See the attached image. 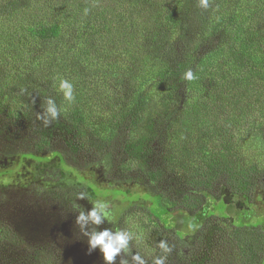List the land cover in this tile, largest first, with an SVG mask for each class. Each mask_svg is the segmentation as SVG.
<instances>
[{"label": "trees", "instance_id": "obj_1", "mask_svg": "<svg viewBox=\"0 0 264 264\" xmlns=\"http://www.w3.org/2000/svg\"><path fill=\"white\" fill-rule=\"evenodd\" d=\"M75 2L0 0V45L4 48L0 57V159L35 158L38 154L50 153L59 158L64 168L72 167L53 140L41 134L27 133L21 118L26 105L17 93L23 76L14 63L8 68V57H13V62L19 60L23 63L27 58L34 63L37 52L45 48L43 57L49 65L55 61L63 62V69L58 71V80L65 76L62 71L68 72V75L81 72L73 67L83 63L90 70L87 75L90 83L115 75L119 79L122 76L134 81L132 93L123 104L111 110L103 106L111 124L95 129L85 126L86 120L82 115L85 108L75 102L64 104L58 85L52 86L49 97L55 100L59 108L66 109L59 116L61 121L69 128L93 131L91 135L105 144L88 166L103 165L108 173L118 172V169L121 173L137 169V174L144 176V179L152 183L160 182L164 174L158 169L147 170L139 163L134 164V159L131 165L120 163L114 144L121 142L123 134H131L145 124L148 112L158 100L156 94L159 91L187 92L191 97L199 98L197 103L193 102L197 107L194 105L188 116L197 115L198 107L211 110V113L215 107L228 113L234 122L229 127L224 120L220 127H216L217 131H224L221 139L227 142L223 147L207 138L213 135L214 130L199 128L209 132L199 133L196 137L195 152L192 153L197 155V162L193 172L185 178L184 186L176 189L175 197L178 200L158 194L164 213L181 210L190 214L200 213L204 210L203 194L213 192L218 185H223L236 199H243L246 204L258 189L262 191L264 200V0H211L206 10L199 7L197 0L196 6L203 11V18L194 25L187 23L180 15L184 1L170 0L164 9L144 19L145 28L135 27L136 18L132 14L121 16V30L117 27L119 22L116 15L109 17L106 12L109 13L110 9L108 11L101 7L99 2L86 0L87 5L82 13ZM130 3L148 13L145 4L150 3L149 0H130ZM43 5L44 12L41 11ZM26 10L28 13H23ZM19 14H25V17L18 20ZM82 14L85 17H81ZM5 20L8 22L3 23ZM19 30L25 31L22 37L26 39L25 42L16 35ZM117 32L127 39L123 54L116 53L115 45L110 41L117 36ZM189 69L196 77L194 80L183 79ZM67 76L65 78L74 86L79 85L77 77ZM93 88L97 89L94 84ZM95 94L93 102L79 100L85 106L98 105L94 110L96 112L92 113L103 121L100 105L103 103L95 98ZM244 117L246 121L242 122ZM238 124L240 129L236 132ZM182 132L188 135L184 128ZM160 136L166 137L163 133ZM230 137L234 138L231 142ZM137 149L139 146L134 147V154ZM50 175L57 179L60 170ZM73 188L79 189L75 196L88 193L81 185ZM89 189V193H101L93 187ZM132 208L147 211L148 218L158 228L174 231L175 238L185 236L176 233L178 226L184 222L180 217L176 216V228L164 225L149 207L135 204L121 215L119 220H125L119 226L127 223ZM249 213L248 210L247 216L250 218ZM202 215H198L197 221H192L191 228L201 221ZM229 223L227 237L235 247L237 264H264L263 221L259 220L256 225ZM10 234L8 228L0 227V242L9 241ZM33 261L32 264H57L52 253L42 251L35 254Z\"/></svg>", "mask_w": 264, "mask_h": 264}, {"label": "rangeland", "instance_id": "obj_2", "mask_svg": "<svg viewBox=\"0 0 264 264\" xmlns=\"http://www.w3.org/2000/svg\"><path fill=\"white\" fill-rule=\"evenodd\" d=\"M90 1L99 2L101 7L108 11L110 9L109 13H106L109 17L116 15L119 30L123 28L121 16L126 17L127 13H130L136 18L135 27L145 28L144 19L164 9L163 7L170 3V0H149L150 3L145 4L148 12L145 14L138 5L130 3V0ZM182 1H184L180 11L182 19L187 23L191 22L192 25L202 21L203 11L196 6L197 0ZM75 3L82 13L87 5L86 0H76ZM33 9H35L34 5ZM43 9L44 5L42 12ZM41 11L36 10L39 15H43ZM23 13L27 14L28 11ZM24 15L19 14L17 19L21 20ZM81 17H85V14ZM6 22L8 20L3 21ZM24 34L23 30L16 33L23 42L26 41L22 38ZM110 41L115 45L116 53L125 52L124 44L127 43V39L120 36V33L117 32V36ZM3 51L4 48L0 45V57L3 56ZM45 51L46 49L43 48L37 52L34 63L27 58L23 63L19 60L13 62V57H8L10 61L8 68L14 63L13 65L23 76V82L17 93L26 105L21 118L27 133L41 134L53 140L56 147L65 153L72 167L64 168L59 158L51 156L50 153L38 154L35 158L0 159V227L11 231L9 241L0 242V264H32L33 257L38 251L52 253L57 264H104L102 253L98 248L89 254L88 238L81 233L75 223L78 210H88L92 207L86 198L80 199L79 196H75L79 189L73 187L78 185L87 189L88 193L85 196L90 200L109 201L112 210V223L105 221L99 226L89 224V231L94 227L99 229L112 227L114 230L127 229L134 234L129 246L131 251L127 254L129 264H131V253L136 251L145 256L149 264H153V259L159 256H165V264H237L235 247L227 237L229 222L235 225H256L261 220L264 223V200L260 189L246 204L243 199H236V196L223 188V185H218L213 192L203 194L204 210L196 214L183 210L164 213V206L158 195L162 194L168 199H173L176 189L184 186L185 178L193 172L197 162L195 160L197 155H193L192 151L199 133L214 130L213 135L207 138L215 145L224 146L227 142L221 139L224 131H217L216 127H220L224 120L229 127L233 125L234 121L228 117V113H223L215 107L212 113L211 110L206 111L198 107V114L191 117L188 116L189 110L196 106L193 102L197 103L199 98L191 97L187 92L159 91L158 95L156 94L158 100L148 112L145 124L131 134H123L120 138L121 142L114 144V147L118 151L120 163L131 165L134 159V164L139 163L147 170H160L164 174L163 178L158 183H152L137 174V169L122 173L118 169V172L108 173L103 165L88 166L96 153L105 146L102 141L96 140L91 135L93 131L69 128L59 117L47 126L42 120L37 119V114L43 113L46 99L53 91L52 86L58 85V71L63 69V62L55 61L53 65H49L47 59L43 57ZM66 65L70 67L69 64ZM73 68H78L81 72L77 71L69 75L65 71L62 73L68 75V78L69 76L78 78L79 85L74 86L77 102L75 100L73 102L85 108L82 110L86 120L85 126L94 129L107 127L111 124V120L106 116L105 109H116L118 104H123L132 93L134 81L122 76L119 79V76L115 75L90 83L87 78L90 70L87 66L79 63ZM1 77H5V74ZM93 84L97 89L93 88ZM94 94L95 98H99L103 103L100 104L103 121L92 113L96 112L94 110L98 105L85 106L80 103L79 99L93 102ZM203 98L206 99V96ZM62 101L68 104L63 98ZM246 117L242 122L246 121ZM200 127L208 130L199 129ZM183 128L188 133L187 136L182 132ZM238 129H240L239 124L235 131L237 132ZM160 133L165 134L166 137H158ZM233 140L234 138L230 137L229 142ZM122 146H124L123 150ZM135 146H139V149L134 154ZM58 170H60L59 178L54 179L50 174ZM90 187L101 193H89ZM175 199L178 200V197ZM133 204L149 207L164 225L175 227L176 218L180 217L184 222L178 226L176 233L185 236L177 239L174 231L161 230L148 218V212H144L143 209L136 211L132 208L127 223L119 226V223L125 220L120 221L119 218ZM248 210L250 218L247 216ZM201 214H203L201 221L191 228L192 221H197L198 215ZM160 241H165L171 251L164 253L159 248ZM121 255L125 254L122 252ZM120 259L121 257L118 256L117 264Z\"/></svg>", "mask_w": 264, "mask_h": 264}, {"label": "clouds", "instance_id": "obj_3", "mask_svg": "<svg viewBox=\"0 0 264 264\" xmlns=\"http://www.w3.org/2000/svg\"><path fill=\"white\" fill-rule=\"evenodd\" d=\"M211 0H199V7L202 9H208L210 7ZM87 11V10H85ZM196 77L191 69L187 70L183 79L194 80ZM58 91L62 93L63 99L69 104L75 100L74 85L71 81L65 78H61L58 84ZM65 108H59L55 100L48 97L45 102L43 113L37 114V119L43 121L44 125L47 126L52 121L58 119ZM78 198L87 199L91 203L92 207L88 210H78L75 223L79 226L81 233L86 236L88 243L89 254L99 249L102 253L104 264H117V257L121 259L119 264H129L127 254L130 250V241H132L134 234L127 229H113L107 227L99 229L94 227L91 231L88 229V225L99 226L105 221L112 223V210L110 202L102 199L90 200L84 195H80ZM159 248L164 252H170L171 249L165 241L159 242ZM125 255H121V253ZM131 264H149L145 256L141 255L139 251L131 253ZM153 264H165V256L155 257Z\"/></svg>", "mask_w": 264, "mask_h": 264}]
</instances>
